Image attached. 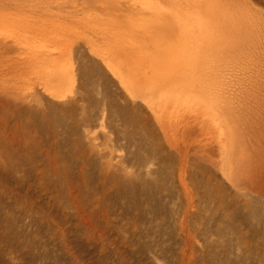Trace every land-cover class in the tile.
Returning a JSON list of instances; mask_svg holds the SVG:
<instances>
[{
	"label": "rangeland",
	"instance_id": "374dc122",
	"mask_svg": "<svg viewBox=\"0 0 264 264\" xmlns=\"http://www.w3.org/2000/svg\"><path fill=\"white\" fill-rule=\"evenodd\" d=\"M0 264H264V0H0Z\"/></svg>",
	"mask_w": 264,
	"mask_h": 264
},
{
	"label": "bare ground",
	"instance_id": "6f19581e",
	"mask_svg": "<svg viewBox=\"0 0 264 264\" xmlns=\"http://www.w3.org/2000/svg\"><path fill=\"white\" fill-rule=\"evenodd\" d=\"M134 6H137L136 2H133ZM161 3L157 1V3L153 5H142L140 8L143 10V13L147 15V19H143L144 23V31L141 30L147 37L150 38L151 44H154V51H157L161 48H169L171 45L169 43L171 42L170 39V32L172 31L173 25L178 30V34L180 37H183L185 35L184 29L188 26L191 27V31H198L199 35H201L204 31V24L199 19H196V23L192 25H189L182 19L180 16L177 17V20L175 23L171 24L169 26V23L166 21L168 17L167 12L161 7ZM127 8V7H126ZM83 9V8H82ZM130 15V14H129ZM127 16V15H126ZM128 17V16H127ZM128 19V18H127ZM170 22V21H169ZM171 28V29H169ZM141 49V48H137ZM168 50L164 51L163 53L167 52ZM176 49H170L167 52L168 60L162 64L163 70L159 74L157 78V83L160 85H169L168 91L170 92H176L178 94H183L185 90H188L191 93L198 92V87L195 82L189 83L187 85L180 84L178 79L180 78L179 71L180 67L183 64V57L181 54H176ZM154 87V86H153ZM156 88H154L153 91H155ZM197 94V93H196ZM171 99H177L180 98L177 97H171Z\"/></svg>",
	"mask_w": 264,
	"mask_h": 264
}]
</instances>
